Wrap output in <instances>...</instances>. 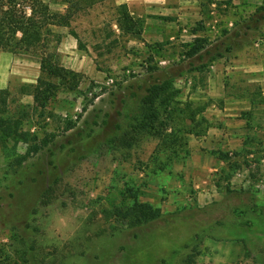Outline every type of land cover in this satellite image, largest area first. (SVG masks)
Returning <instances> with one entry per match:
<instances>
[{"label": "rangeland", "instance_id": "1", "mask_svg": "<svg viewBox=\"0 0 264 264\" xmlns=\"http://www.w3.org/2000/svg\"><path fill=\"white\" fill-rule=\"evenodd\" d=\"M120 1L46 4L68 13L70 27L45 26L34 54L17 55L53 54L68 74L48 81L54 96L43 110L19 93V79L10 84V113L25 110L22 130L49 143L23 158L27 145L0 140V264H182L189 254L196 264H264V134L244 133L240 147L205 143L232 142L226 130L249 112L226 126L205 111L191 129L184 114L160 108L155 130L136 128L146 89L163 81L173 86L169 113L222 109L245 95L251 110L264 105V0H200L196 13L179 0H130L138 35L117 26ZM31 6L19 0L17 9L29 16ZM195 38L206 47L188 58ZM252 59L259 70L244 73ZM196 150L210 153L215 171L189 164ZM129 190L160 217L116 218Z\"/></svg>", "mask_w": 264, "mask_h": 264}, {"label": "trees", "instance_id": "2", "mask_svg": "<svg viewBox=\"0 0 264 264\" xmlns=\"http://www.w3.org/2000/svg\"><path fill=\"white\" fill-rule=\"evenodd\" d=\"M19 0H0V51L7 52L13 55L25 54L33 55V50L41 41H43L42 29L47 25H54L58 27L69 28L70 15L51 13L48 5L39 0H28L32 2L31 13L29 16L25 12L17 9ZM40 9L36 13V9ZM39 15V16H36ZM116 24L119 29L125 34L138 35L141 33V23L135 19L125 4L117 7ZM77 41L78 49L84 47L80 44L75 32H69ZM206 47V40L202 38H195L191 46L185 52L188 58L198 55ZM35 56V55H34ZM40 74L36 79L35 84H23L20 86L19 93L32 97L33 104L39 106L42 110L45 105L52 99L53 85L48 81L50 79H62L66 77V71L59 64L58 60L53 54L48 56L41 54L38 57ZM173 91V86L169 81H163L158 84H153L146 89V94L141 100L142 117L136 124V128L140 130L154 129L155 124L159 122V109L175 117L180 118L184 114L187 121L194 122L191 129L199 126L203 118L196 121V115L202 113L205 106H198L191 108L186 106L181 110L177 107L167 112L171 107L173 97L170 96ZM10 90H0V140H11L13 142H22L27 145V150L23 158L30 154L38 153L42 147L46 146L49 141L42 140L37 142L34 134L23 131L22 123L27 118L28 114L25 110L12 115L10 113ZM174 107V106H173ZM188 114L186 115V112ZM26 112V114H25ZM174 119V118H173ZM70 125L66 127L69 128ZM167 125L163 124V130H166ZM176 132V131H175ZM188 133H191L189 130ZM226 160V159H224ZM230 179V175L225 177ZM131 204L127 209H116L114 216L116 218L129 221L133 225H142L158 219L161 215L160 209L154 208L148 203H141L137 201V194L129 190ZM193 254H189L182 262V264H196Z\"/></svg>", "mask_w": 264, "mask_h": 264}, {"label": "crops", "instance_id": "3", "mask_svg": "<svg viewBox=\"0 0 264 264\" xmlns=\"http://www.w3.org/2000/svg\"><path fill=\"white\" fill-rule=\"evenodd\" d=\"M45 4H50V5H58L62 3V0H39ZM130 0H121L120 3L125 4L129 3ZM141 1V0H137ZM200 0H179L178 4L180 5H187L192 6L193 8H190V12L196 13L197 6L199 5ZM195 9V10H194ZM260 64L255 65V63L252 61L249 62L248 66H245L242 68L244 73H250L251 71L254 70H259ZM40 74L39 70V63L34 60L30 59H21L17 55H13L7 52H1L0 51V90L3 89H9L11 87V83L19 79L23 84H35L36 79L38 78ZM213 81L215 83H218L220 81V74H216ZM20 84V85H23ZM264 95V94H263ZM27 96V95H26ZM221 96L220 93H217L215 95H212L211 97H219ZM246 97H240L237 96L235 99L230 98L233 102L232 103H226L225 107L222 109H215L212 107L209 108L207 107L203 112L207 111L210 114H213L215 117L216 121H221L223 122L224 125L229 126L230 125V120L228 117L234 116H240L241 111H248L249 114L248 116L251 117L249 121L246 120L242 121V119H237L236 120V126L238 127L237 129H227L226 132L227 134L232 137L230 140L232 142L226 143V141H222L223 143L220 145H216L215 142H211L207 140V145L211 146H216L220 147L221 149H224L225 147H240L242 143L240 144V136H243L244 133L249 134V135H258L259 137H262L264 134V109H263V104L258 105L259 107H254L251 110V106L247 102V98H249L248 95H245ZM31 97V96H30ZM208 97L210 98V95L208 94ZM264 101V96L262 98ZM209 108V109H208ZM216 128H211L208 132L207 135H213L216 132ZM237 131V132H234ZM217 137L218 134H215ZM204 139V137H203ZM220 139V138H219ZM204 143V142H203ZM231 143V144H230ZM262 145V140L255 139L252 147H260ZM205 153L204 151L201 150H196L195 153H193V156L191 157V161L189 164H193L194 166H197L198 169L202 171H207L208 173L215 171L212 168L207 167L209 164V159L210 158V153ZM206 172V173H207ZM204 173V172H203Z\"/></svg>", "mask_w": 264, "mask_h": 264}]
</instances>
